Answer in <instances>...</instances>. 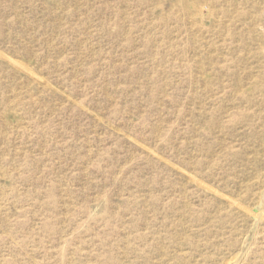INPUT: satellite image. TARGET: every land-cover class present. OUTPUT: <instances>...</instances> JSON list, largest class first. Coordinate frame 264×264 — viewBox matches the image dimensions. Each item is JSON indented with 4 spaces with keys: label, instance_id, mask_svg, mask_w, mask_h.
Returning <instances> with one entry per match:
<instances>
[{
    "label": "rangeland",
    "instance_id": "374dc122",
    "mask_svg": "<svg viewBox=\"0 0 264 264\" xmlns=\"http://www.w3.org/2000/svg\"><path fill=\"white\" fill-rule=\"evenodd\" d=\"M0 264H264V0H0Z\"/></svg>",
    "mask_w": 264,
    "mask_h": 264
},
{
    "label": "bare ground",
    "instance_id": "6f19581e",
    "mask_svg": "<svg viewBox=\"0 0 264 264\" xmlns=\"http://www.w3.org/2000/svg\"><path fill=\"white\" fill-rule=\"evenodd\" d=\"M16 63H17V62H16ZM28 70H30V69H28ZM36 75H37V74H36ZM43 84H44V83H43ZM149 151H150V149H149ZM171 165H172V164H171ZM235 204H236V203H235ZM245 207H246V206H245ZM242 209H243V208H242ZM250 213H253V212L250 211ZM255 213H256V212H255ZM253 214H254V213H253ZM253 214H252V215H253ZM254 215H255V214H254ZM233 263H234V262H233Z\"/></svg>",
    "mask_w": 264,
    "mask_h": 264
},
{
    "label": "water",
    "instance_id": "95a60500",
    "mask_svg": "<svg viewBox=\"0 0 264 264\" xmlns=\"http://www.w3.org/2000/svg\"><path fill=\"white\" fill-rule=\"evenodd\" d=\"M255 223H257V222L255 221Z\"/></svg>",
    "mask_w": 264,
    "mask_h": 264
}]
</instances>
